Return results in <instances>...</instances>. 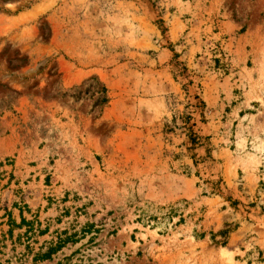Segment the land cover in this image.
<instances>
[{"label":"rangeland","instance_id":"1","mask_svg":"<svg viewBox=\"0 0 264 264\" xmlns=\"http://www.w3.org/2000/svg\"><path fill=\"white\" fill-rule=\"evenodd\" d=\"M0 264H264V0H0Z\"/></svg>","mask_w":264,"mask_h":264},{"label":"trees","instance_id":"2","mask_svg":"<svg viewBox=\"0 0 264 264\" xmlns=\"http://www.w3.org/2000/svg\"><path fill=\"white\" fill-rule=\"evenodd\" d=\"M193 139H195V138H192V140ZM27 222L28 221H26L23 217L21 218V222L18 223V224H16L14 222V220H11V222H10V231L9 232H12L14 227L21 228V226L25 225ZM228 231L229 230L224 229V230H221L219 232V234L221 236H227ZM72 236H73V234L69 235V236H66L63 240L60 238L55 244H53L51 246H47V249L44 252H41V251L40 252H36L35 254H33L34 255V261L37 262V261H42L44 259H49L53 253H55L57 250H59L62 247L64 242L70 241L68 239L72 238ZM216 243H219L221 245H225L226 241L223 240L221 242H216Z\"/></svg>","mask_w":264,"mask_h":264}]
</instances>
